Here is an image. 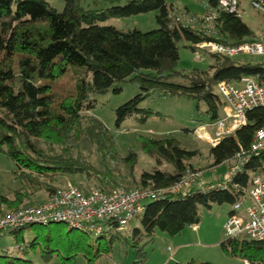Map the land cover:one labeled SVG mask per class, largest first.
Listing matches in <instances>:
<instances>
[{"label":"trees","instance_id":"16d2710c","mask_svg":"<svg viewBox=\"0 0 264 264\" xmlns=\"http://www.w3.org/2000/svg\"><path fill=\"white\" fill-rule=\"evenodd\" d=\"M64 1V8L58 10L49 0H0V153L15 163L14 176L22 182L13 196L0 192V215L34 204V196L43 189L51 194L57 187L55 181L67 173L96 180L94 188H158L170 186L188 167L194 168L200 148L182 147L174 136L139 134L141 151L151 156L155 165L137 176L140 153L133 147L122 152L115 130L90 113L96 96L120 93L128 82L138 84L139 92L115 109V124L120 128L128 118L145 123L152 116L163 115L141 106L155 95L186 96L198 105L205 102L210 120H215L224 104L215 90L218 83H239L245 76L264 82V62L247 55L241 56L249 59L241 60V56L210 53L213 63L207 69L177 70L181 40L195 50L194 44L202 40L240 44L257 38L236 13L218 9L208 30H202L182 21V16L196 15L187 8L177 11L168 0H106L107 6L95 4L92 8L84 7L81 0ZM209 4L217 7L218 1L209 0ZM150 11H157L158 27L152 30L106 23L111 18ZM63 77L64 88L57 89ZM263 126L264 107L259 106L248 112L245 126L210 146L211 166L227 164L230 168L238 153L248 156L224 186L196 185L185 196L167 194L149 201L137 219L139 225L133 226V221L128 233L115 230L92 238L94 235L84 230L54 222L39 225L27 242L19 231L29 226L0 230V234L13 233L25 244L18 246L20 255L0 253V264H36L28 254L29 249L38 247L47 262L58 255L62 264H75L83 256L92 264L108 255L122 236L132 238L133 246L139 247L138 241L152 239L158 229L173 236L180 234L199 223L201 207L233 206L249 192L253 176L264 175V150H251L254 135ZM164 164L173 170L163 169ZM79 187L85 192L92 190L91 186ZM220 246L228 256L264 264V239L241 234L224 238ZM137 251L140 261L144 260L145 250L139 247ZM176 264L212 263L191 259Z\"/></svg>","mask_w":264,"mask_h":264},{"label":"rangeland","instance_id":"374dc122","mask_svg":"<svg viewBox=\"0 0 264 264\" xmlns=\"http://www.w3.org/2000/svg\"><path fill=\"white\" fill-rule=\"evenodd\" d=\"M51 4L58 10H62L65 5L64 0H49ZM174 4L177 11H184L186 8L190 11V14L196 16L206 15L207 6L203 0H168ZM84 7L92 8L93 6H107L106 0H81ZM181 12H178L180 14ZM157 11H150L147 13H141L132 15L129 17L111 18L106 21L107 24H113L119 28H138L143 31L152 30L158 27L156 20ZM243 20L252 29L257 30L259 36L260 30L264 26L263 17L250 5L245 7V11L242 15ZM197 28L202 30H208L209 25ZM180 50V61L177 65V70L183 73H190L194 69H207L212 63L213 58L204 51H199L202 58L197 59L195 50L187 46L186 40H181L178 44ZM249 59V57L241 56V60ZM65 77L61 79L57 84V89L64 88ZM176 81H183L181 78H177ZM66 82V81H65ZM216 92L218 89L216 87ZM139 92V86L136 82H128L123 86L120 93L108 92L106 94H100L96 96V106L90 111V113L100 120H102L106 126L112 130H115L116 140L119 148L122 152H125L129 147H133L137 152L140 153V160L137 165L136 174L139 176L145 170H152L155 165V160L141 151L140 141L138 139L139 134L152 135L156 138H163L167 136H174L179 139L182 147L187 149L200 148L201 155L193 160L194 168L200 171L202 180H210L209 177L214 173L215 170L210 169L212 157L209 153L210 145L201 140H198L192 129L200 123L207 122L210 120L209 114L206 109L205 102H198L192 98L186 96H152L147 98L141 103L143 107H149L155 111L161 112V116H152L148 118L145 123L137 121L135 118L126 119L120 128L116 127L115 124V109L126 101L130 100ZM189 129L191 131H187ZM94 164L98 165L96 158L93 157ZM226 164L221 165L220 169L225 168ZM219 167V166H218ZM16 169L15 163L0 153V192L5 195L13 196V190L18 189L22 182L17 180L14 176L13 171ZM163 169L173 170L171 165L164 164ZM209 169V170H208ZM208 170L209 172H206ZM212 170V171H210ZM229 170V169H228ZM227 170V171H228ZM204 172V173H203ZM206 172V173H205ZM226 172L221 174L214 180H221ZM213 179L211 178L210 181ZM68 182H72L76 185L83 187L94 188L96 180L89 181L85 176L79 173H67L59 177L55 181V186H63ZM49 192L45 189L38 192L33 200L35 203L41 202L49 198ZM233 208L230 204L214 205L212 209L205 207L200 208V221L201 231L204 233V238L194 239V230L187 226L185 234L182 231L178 235H170L169 233L160 229L155 231L152 239L148 237L142 238L138 241L139 247H142L147 256L144 260L140 261L138 256V248L133 246V239L127 240L124 236L121 239H116L114 242L113 250L108 254L100 257L97 261L92 264H176L177 254V240L181 238L183 242H192L190 251L201 252L212 255V264H245V261L239 257H232L226 255L221 246L211 247L209 249H203L202 244L205 242H211L220 238L223 240L225 237L224 226L229 216V211ZM138 220L133 222V226H138ZM39 225H32L23 230L19 231V234L25 238L28 242L35 236V231ZM129 227L125 230L128 233ZM206 233V234H205ZM95 238V236H92ZM201 240V241H199ZM204 242V243H202ZM25 245L20 238L17 241L16 236L8 231L1 232L0 234V253L8 251L13 255H20L18 246ZM200 244V245H199ZM198 245V246H195ZM172 247L174 250V256L169 250ZM28 254L30 259L36 264H62L61 258L55 255L50 261H44L41 257V248L38 247L36 251L29 249ZM188 249H184L182 252H186ZM174 258V259H173ZM215 258V259H214ZM196 260H199L196 258ZM75 264H90L87 259L83 256H79Z\"/></svg>","mask_w":264,"mask_h":264},{"label":"built area","instance_id":"2783aa9c","mask_svg":"<svg viewBox=\"0 0 264 264\" xmlns=\"http://www.w3.org/2000/svg\"><path fill=\"white\" fill-rule=\"evenodd\" d=\"M209 12L203 16H182V21L193 27L211 25L218 9L236 13L242 17L243 0H217V7L203 0ZM264 19V0H246ZM197 59L199 51L218 53L230 57L247 55L264 62V29L262 34L240 44H228L216 39L202 40L194 44ZM218 93L224 99L220 116L198 124L193 134L210 146H216L229 135L248 123V112L253 108L264 107V82L260 83L251 76H245L239 83L222 81L217 85ZM252 151L264 150V126L260 128L251 143ZM248 159L246 154L238 153L233 165L225 173L223 180H202L200 171L188 167L180 179L167 187L125 188L114 186L109 189L93 188L85 192L78 185L68 182L56 187L49 198L29 204L0 215V230L15 229L30 225H47L63 222L68 227L84 230L91 235H107L112 231L125 230L139 219L146 210L149 201L165 197L167 194L187 195L196 185L203 188L221 187L240 170ZM224 226L225 237L241 234L250 239H264V175L255 174L249 192L233 205ZM196 229L197 224H191ZM173 256V248L169 247Z\"/></svg>","mask_w":264,"mask_h":264},{"label":"crops","instance_id":"0c3cea01","mask_svg":"<svg viewBox=\"0 0 264 264\" xmlns=\"http://www.w3.org/2000/svg\"><path fill=\"white\" fill-rule=\"evenodd\" d=\"M247 5H249L248 2L246 0H243V2H242V8H243L244 11H245V7ZM206 8H207V12H209V7H206ZM242 19H243V17H242ZM263 29H264V26L260 30L259 35L262 34ZM254 31H255V33H256V35L258 37L257 30H254ZM212 162H213V160H212ZM220 166L221 165H215V166L210 167V169L215 170L214 173L209 177L210 180H211V178L214 180L215 178L219 177L224 172H227V170L229 169L228 166H227V164H226L225 168H223V169H221V170L218 171V169L221 168ZM208 170H206V172H209ZM212 170H210V171H212ZM189 227H191V225ZM185 230H187V229H184L183 230L184 234H185ZM192 230H194V239H202V238H204L203 237L204 236V234H203L204 232L201 231V226H200L199 223L197 224V228L196 229L192 228ZM183 237H185V235H183ZM183 237H181V238H183ZM181 238L177 240V247H176V254H177L176 260H177V262L185 263V262H188L191 259H196L197 258L200 261H210L211 263H213V261H214L213 260V257L214 256H212V255H216V254H210V253L208 254V252L201 253V252H193V251H190V248L189 247L192 246L193 243L192 242H183ZM199 241H201V240H199ZM221 241L222 240H220V238H217L216 240H213L211 242H205V243L202 242V243H204V244H202V248L203 249H209V248L215 247V246H218L220 248ZM195 246H198V245H195ZM184 249H188V251H186V252L183 253L182 251ZM173 256H174V251H173ZM245 264H248V262L245 261Z\"/></svg>","mask_w":264,"mask_h":264}]
</instances>
